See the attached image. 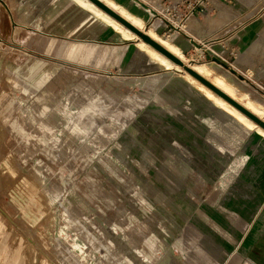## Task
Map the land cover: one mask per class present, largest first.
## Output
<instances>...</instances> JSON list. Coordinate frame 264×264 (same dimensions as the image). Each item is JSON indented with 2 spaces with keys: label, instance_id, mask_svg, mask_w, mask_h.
Wrapping results in <instances>:
<instances>
[{
  "label": "rangeland",
  "instance_id": "1",
  "mask_svg": "<svg viewBox=\"0 0 264 264\" xmlns=\"http://www.w3.org/2000/svg\"><path fill=\"white\" fill-rule=\"evenodd\" d=\"M114 1L264 107V0L185 21L197 40L247 32L212 44L232 66L147 24L150 0ZM147 52L76 0H0V243L23 264H212L197 243L264 264V135Z\"/></svg>",
  "mask_w": 264,
  "mask_h": 264
},
{
  "label": "bare ground",
  "instance_id": "2",
  "mask_svg": "<svg viewBox=\"0 0 264 264\" xmlns=\"http://www.w3.org/2000/svg\"><path fill=\"white\" fill-rule=\"evenodd\" d=\"M79 1L81 3H83L84 5H86L87 7H89L90 9H92L96 13V15L103 18L108 23L114 25L115 27H118L120 29H125L126 31H128L130 33V37H132L133 39H137V43L140 47L147 50L149 52V54L158 58L160 60V62L163 63V65L165 66V71L163 72L164 74L168 73L167 70L173 69L174 71L180 73L181 75H184L208 99L214 101L219 106H221L228 114L232 115L233 118L244 127V129L255 130L260 135H264V127L263 126H261L256 121H254L252 118H250L244 112H242L239 108H237L234 104H232L230 101H228L223 96H221L216 91H214L207 84L202 82L194 74H192L188 70L184 69V67H182L181 64L173 61L171 58H169L168 56L163 54L161 51L156 49L154 46H152L150 43L146 42L143 38H141L139 35H137L134 31L129 29L127 26H125L122 22H120L114 16H112L111 14L106 12L100 6L95 4L92 0H79ZM100 1H102L105 5H107L113 11H115L118 15H120L122 18H124L126 21H128L130 24H132L134 27H136L137 29L146 33L148 36L151 37L152 40L156 41L163 48H165L168 52H170L172 55H174L176 58H178L185 65H188L189 68L194 70L197 74L202 76L204 79H206L212 85H214L215 87H217L218 89L223 91L230 98H232L233 100L238 102L240 105L245 107L247 110L252 112L257 117L261 118L262 120L264 119V107L260 106L256 102H254L249 97V95L240 92L224 76L216 73L214 71L213 67L208 62L200 63V62H196L193 60L187 61L182 54V50L180 48H178L177 45H175L172 41H170L169 39H165V38H158L159 37L158 34L152 28L145 29V31H144L143 30L144 22L141 18L134 16L133 14L128 12L126 9L119 6L114 0H100ZM197 47L199 48V45ZM253 47H255V46H253ZM241 62H243V61L241 60ZM83 257H86V256L84 255Z\"/></svg>",
  "mask_w": 264,
  "mask_h": 264
},
{
  "label": "built area",
  "instance_id": "3",
  "mask_svg": "<svg viewBox=\"0 0 264 264\" xmlns=\"http://www.w3.org/2000/svg\"><path fill=\"white\" fill-rule=\"evenodd\" d=\"M226 1L227 0H150V2H147L148 4H144L142 1L140 2L144 10L149 13L150 21L147 24L157 21L156 30H161V35H166L173 41L184 38L190 44L191 51H186L187 55L191 56L196 54V44L200 45V48L203 49L201 54L202 57L200 58H205V56L208 55L211 56L213 61L219 59L223 64L232 66V63L229 61L230 56L218 54L212 48V44L216 43L217 45H223L224 48L229 49L226 47L227 44L224 46V43L228 41L227 37L222 38L221 36H216V38L213 39L207 37L197 40L190 35V29L185 26L187 18L214 13L221 7L226 6ZM232 53L231 50V54Z\"/></svg>",
  "mask_w": 264,
  "mask_h": 264
},
{
  "label": "crops",
  "instance_id": "4",
  "mask_svg": "<svg viewBox=\"0 0 264 264\" xmlns=\"http://www.w3.org/2000/svg\"><path fill=\"white\" fill-rule=\"evenodd\" d=\"M76 1L79 4L83 5L85 8L91 10L96 15V13L92 9H90L89 7H87L86 5L81 3L79 0H76ZM96 16L98 18L104 20L103 18L99 17L98 15H96ZM104 22H106L107 24L112 26L114 29L118 30L125 38L133 39L132 37H130V33L128 31H126L125 29H120L118 27H115L114 25L108 23L106 20H104ZM239 32L237 31L236 33H232L230 35L231 38L227 36L228 40H231V43H233L234 47L240 46L241 42H243L245 36L248 34L247 32H242V33L238 34ZM177 40H179V39H177ZM177 40H175V41H177ZM88 43H90V42H88ZM90 44H95V43H90ZM72 46H74V45H72ZM227 47H228V44H227ZM83 49L82 50L80 49L77 52V56L82 57V53L84 51ZM71 51H72V48H70L68 55L71 53ZM72 53H73V51H72ZM68 58H70V57L68 56ZM241 60H244V58L239 59V61H241ZM51 100H53V96L50 95L49 93H47V91L41 90V94L35 95L34 101L31 103V104L34 103V107H35V110L33 112L36 113L38 111V109H40V108L46 109V108L50 107V106H41L40 102L51 101ZM6 106H7L6 108H8V106H10V105L6 104ZM41 121H45V120H41ZM41 121H40V124H41ZM50 200H53V196L50 197ZM229 212H231V211H229ZM263 221H264V214L260 215L257 219H255V221L253 222L254 229L257 227H260V225L263 223ZM244 224L246 225V227H249L251 225L246 221ZM215 227H217V226H215ZM226 234H228V233H226ZM198 235H199V231L197 230V227L195 225L190 224L187 226L186 230L184 231L183 237H182L183 244L185 245V248L187 250L190 249L191 247H193L195 245V243H197ZM5 240L7 242H5L4 244L0 243V261H1L0 263L6 264V262H7L8 264H23L22 261L24 259V256L22 255L20 246H17V247L14 246L13 248H11L10 247L11 242L7 238H5ZM196 246H197V250L195 249V252L198 255H200L202 258H204L205 260H207L208 262H210L212 264H217L214 257L211 256V254L207 251V249L203 248L198 243ZM234 255L241 257L239 254H237L235 251H233L228 255L226 261L223 264H231L230 260H232L231 258ZM247 262H249L251 264H258L256 261H254L249 256L241 257V263L240 264H245Z\"/></svg>",
  "mask_w": 264,
  "mask_h": 264
},
{
  "label": "water",
  "instance_id": "5",
  "mask_svg": "<svg viewBox=\"0 0 264 264\" xmlns=\"http://www.w3.org/2000/svg\"><path fill=\"white\" fill-rule=\"evenodd\" d=\"M95 4L100 6L102 9H104L106 12L114 16L116 19H118L120 22H122L125 26H127L129 29L134 31L137 35H139L141 38H143L146 42L150 43L152 46H154L156 49L161 51L163 54L171 58L173 61L181 64L186 70L194 74L197 78H199L202 82L207 84L209 87H211L214 91H216L218 94L223 96L225 99L230 101L232 104H234L237 108H239L242 112H244L246 115H248L250 118H252L254 121H256L258 124L264 127V121L254 115L252 112L247 110L245 107L240 105L238 102L230 98L227 94H225L223 91L212 85L210 82H208L206 79H204L202 76L197 74L194 70L189 68L188 66L184 65L183 62H181L178 58H176L174 55H172L170 52H168L165 48H163L160 44H158L156 41L152 40L147 34H145L143 31L137 29L132 24H130L128 21H126L124 18H122L120 15H118L115 11H113L111 8H109L107 5H105L100 0H92Z\"/></svg>",
  "mask_w": 264,
  "mask_h": 264
}]
</instances>
